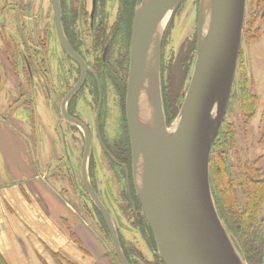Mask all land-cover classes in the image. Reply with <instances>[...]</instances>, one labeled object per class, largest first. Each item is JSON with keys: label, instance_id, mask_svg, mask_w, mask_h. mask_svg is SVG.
I'll return each mask as SVG.
<instances>
[{"label": "flooded vegetation", "instance_id": "obj_1", "mask_svg": "<svg viewBox=\"0 0 264 264\" xmlns=\"http://www.w3.org/2000/svg\"><path fill=\"white\" fill-rule=\"evenodd\" d=\"M138 3L139 0H0V112L8 119H15L25 130L38 131L34 119L31 120L34 98L51 102L60 118L58 127L65 131L61 126L66 124L69 127L66 131L70 132L73 141L77 134L75 130L83 135L82 166L86 134L81 126L65 117L63 105L66 100L68 114L82 122L90 134L87 171L93 188L100 198L103 190L125 218L133 222L132 226L149 240L148 222L137 194L126 109ZM256 34L259 40H264V0L247 1L245 40H252ZM165 55L163 39V98V73L169 65ZM241 71L244 72V64ZM256 81L255 76L248 73L240 77L241 83L228 108L230 112L238 102L239 114L232 120L225 118L227 135L217 147L218 157L235 188L242 186L241 170L249 174L252 182L264 181V109L260 119L256 120L261 97L254 89ZM81 96L85 99L89 96L87 103L95 115L93 122L84 120L76 111L77 99ZM237 117L242 120L239 126ZM110 119L116 120L113 131L109 130ZM43 125L40 120L39 155L45 159L54 150L49 144H43ZM240 127L244 138L250 139L248 143L245 139L240 144ZM55 159L51 174L60 169L57 163L60 157ZM94 165L99 170L98 176ZM67 170L69 177L74 179L71 169L67 167Z\"/></svg>", "mask_w": 264, "mask_h": 264}, {"label": "water", "instance_id": "obj_2", "mask_svg": "<svg viewBox=\"0 0 264 264\" xmlns=\"http://www.w3.org/2000/svg\"><path fill=\"white\" fill-rule=\"evenodd\" d=\"M247 1L200 0L195 64L179 113L170 125L161 72L166 24L163 29L161 25L183 0H139L138 3L133 25L127 120L137 194L153 232L156 253L165 264H247L218 212L210 174L212 150L222 133L237 79ZM144 94L150 110L148 122L141 119ZM65 102V117L81 126L86 134L81 166L84 190L106 224L120 264H131L112 211L88 176L90 134L82 122L68 114ZM86 205L97 214L88 202Z\"/></svg>", "mask_w": 264, "mask_h": 264}, {"label": "crops", "instance_id": "obj_3", "mask_svg": "<svg viewBox=\"0 0 264 264\" xmlns=\"http://www.w3.org/2000/svg\"><path fill=\"white\" fill-rule=\"evenodd\" d=\"M36 134L0 112V264H114L97 214L69 173L51 174Z\"/></svg>", "mask_w": 264, "mask_h": 264}, {"label": "rangeland", "instance_id": "obj_4", "mask_svg": "<svg viewBox=\"0 0 264 264\" xmlns=\"http://www.w3.org/2000/svg\"><path fill=\"white\" fill-rule=\"evenodd\" d=\"M200 0H183L182 4L178 8V10L172 15V13L169 14L166 27L163 31V39L165 41V57L167 59V62H169L168 67L166 68V84L169 86V95H168V105L169 108L172 111V117L173 120H171V124L174 122L175 118L178 115V111L180 110L177 108V102L178 105L182 104L184 95L187 91L191 75L193 72L194 64L196 55L193 58V62L189 64L188 60L185 61V57H188L189 54L188 51H182L183 45L188 43L190 39L194 37V35L197 34V18H198V8H199ZM259 18L256 19L258 23ZM256 23V24H257ZM255 38V39H254ZM252 40L249 38V40H245V37H243L242 42V49H241V55L239 60V66H238V72H237V79L240 74L247 75V73L250 76H255L256 78V84H255V91L261 96L260 97V107L257 111V117L256 120L260 119L261 114L263 112L262 106L264 104V66H263V57H264V40H259L258 34L254 36ZM182 51V53H181ZM185 52V53H184ZM182 54V55H181ZM193 57V55H191ZM245 63L249 65H246ZM242 64H244V72L241 71ZM2 69H0L1 71ZM237 79L235 83V88L237 87ZM89 98V96H87ZM85 99L84 96H81L77 99L76 103V111L82 116V118L88 119L89 121H94V112L92 108L87 103L90 99ZM230 112L228 111L226 118L229 120H232L234 118V115L239 114L238 111V102H235ZM34 112L31 116V120L34 119V123L38 126H35L38 131L36 130L37 134V144H39V137L38 133L40 128V120L41 123H44L43 126L44 130H42V136H43V144L46 146V144H57L59 150L56 152V150L53 148V152L49 153L45 159L53 160L54 158H59L60 161L57 163L60 166L59 172L60 174L69 173V169L67 170V167L71 169V172H73L74 179L72 183H68V188L72 189L74 188V192L77 195L78 192H80L79 199L80 203L82 204L83 198L85 202H88L94 210L92 203L90 202L89 197L85 193L84 186L82 183V177H81V154L83 152L84 144H82V133H78L79 131L75 130L77 134L73 138L71 137V134L68 130V126L63 123L64 126H61V128L65 131H62L58 125H60V118L58 115V111L54 109V105H52L51 102H47L43 98L39 101L36 97L34 98ZM42 118H40V115ZM175 116V118H174ZM40 118V119H39ZM236 124L241 125L242 120L240 117L236 118ZM255 121V120H254ZM116 123L115 119L109 120V130L113 131L116 127H113ZM59 128L60 132L57 127ZM41 131V130H40ZM245 134L243 130L240 127L239 132V142L240 144H243L245 139L247 140V143L250 139L246 136L244 138ZM76 141V144H75ZM42 144V145H43ZM71 147L73 150H71ZM97 147V146H96ZM68 155V156H67ZM258 155V152H257ZM67 156V157H65ZM54 161L53 160V166L54 167ZM56 163V164H57ZM97 166H93V169L96 170ZM50 168V167H49ZM52 169V168H51ZM50 169V170H51ZM57 169V168H56ZM54 171V169H53ZM96 176L99 175V170L97 168L96 170ZM99 180L98 178H95V181ZM103 187L100 185V189ZM102 192V193H101ZM102 194V200L104 203L109 207V209L112 211V214L116 220V223L119 227V231L121 234V237L124 241V244L126 245L127 249L130 251L131 257L134 259V261L137 264H150L155 261V258L157 256L156 251L151 246V242L145 237L142 232H140L138 229L133 227V222L127 220L122 212H120L117 207L112 203L109 196L104 194V191L101 190ZM83 196V197H82ZM122 203V199H119ZM95 212V210H94ZM93 211L91 212L92 215ZM94 214V213H93ZM96 214V213H95ZM126 215H131V213H127ZM99 220V218H98ZM109 244L115 254L112 240L108 235H106ZM143 255V258L141 259L139 257V254ZM149 261V262H148Z\"/></svg>", "mask_w": 264, "mask_h": 264}, {"label": "trees", "instance_id": "obj_5", "mask_svg": "<svg viewBox=\"0 0 264 264\" xmlns=\"http://www.w3.org/2000/svg\"><path fill=\"white\" fill-rule=\"evenodd\" d=\"M188 41V43L185 42V44L183 45L182 51H188L187 49H189V51L187 52L189 56L185 57V61L188 60L189 64H191L193 62V58L196 55L197 34ZM191 55H193V57ZM163 77L165 94L164 106L168 124H171V120H173V117L172 111L169 108L170 106L168 105L169 86L166 84V68L163 73ZM240 77H243V74H240L238 76L237 87L234 88L232 97H234V95L236 94L238 86L241 83ZM176 106L180 109V105H178V102ZM226 135L227 126L224 123L222 126V133L219 134L214 144L210 162L211 183L215 203L225 226L227 227L232 239L234 240V243L236 244L247 264H264V181H262L261 183L252 182L249 174L241 170L239 180H241L242 186L240 188H235L236 185H234L232 180L229 179V176L225 169V165L221 162L222 159L218 157L220 156L217 149L218 143L225 140ZM93 208L97 212L96 207ZM97 214L99 216L98 212ZM99 222L105 234L110 237L106 224L100 216ZM148 227L150 238L149 241L151 242V246L156 251L157 246L153 236V232L149 224ZM121 240L124 252L130 260L131 264H137L131 257L130 251L124 244L122 237ZM139 257L142 259L143 255L140 253ZM113 262L114 264H120L116 253L114 254ZM150 264L165 263L157 255L155 261L153 260V262H151Z\"/></svg>", "mask_w": 264, "mask_h": 264}, {"label": "bare ground", "instance_id": "obj_6", "mask_svg": "<svg viewBox=\"0 0 264 264\" xmlns=\"http://www.w3.org/2000/svg\"><path fill=\"white\" fill-rule=\"evenodd\" d=\"M167 19H168V16L167 18L163 21L161 27L163 29L164 25L166 24L167 22ZM147 96L144 94L142 96V100H141V119L144 121V122H148L149 120V117H150V110L147 106Z\"/></svg>", "mask_w": 264, "mask_h": 264}]
</instances>
